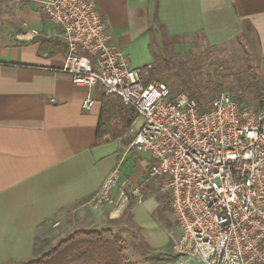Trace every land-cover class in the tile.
<instances>
[{"label":"crops","instance_id":"1","mask_svg":"<svg viewBox=\"0 0 264 264\" xmlns=\"http://www.w3.org/2000/svg\"><path fill=\"white\" fill-rule=\"evenodd\" d=\"M93 1L110 43L121 51L137 34L148 45L154 32L218 45L250 32L257 46L252 61L264 77V0ZM55 32L38 0H0V264L32 260L74 231L102 228L117 230L127 259L133 251L118 231L124 227L141 235L145 255L178 264L176 221L168 238L150 234L159 226L152 211L161 202L169 207L161 189L165 179L147 181L140 201L116 203L124 179L138 182L147 175L146 154L131 146L130 127L137 126L94 144L102 94L92 89L93 106L81 107L88 89L58 70L64 50L40 51L42 40L60 42ZM115 168L120 179L111 201L92 209L88 199Z\"/></svg>","mask_w":264,"mask_h":264},{"label":"built area","instance_id":"2","mask_svg":"<svg viewBox=\"0 0 264 264\" xmlns=\"http://www.w3.org/2000/svg\"><path fill=\"white\" fill-rule=\"evenodd\" d=\"M38 1L65 47L58 70L88 89L81 107L93 106L99 88L134 109L131 125L140 119L131 146L146 154L147 175L124 179L117 205L140 201L147 181L165 179L181 230L172 247L178 264H264V96L251 106L225 89L200 100L172 94L162 81L146 82L151 63L132 66L110 43L93 0ZM119 175L113 169L90 196L92 209L111 201Z\"/></svg>","mask_w":264,"mask_h":264},{"label":"rangeland","instance_id":"3","mask_svg":"<svg viewBox=\"0 0 264 264\" xmlns=\"http://www.w3.org/2000/svg\"><path fill=\"white\" fill-rule=\"evenodd\" d=\"M256 50V41L250 32L241 33L232 42L218 45L200 39L193 41L185 38L177 41L164 33L154 32L149 45L143 40V34L142 36L137 34L133 42L122 51L134 66L138 65L136 67H140L148 60L152 61L157 79L166 84L171 92L180 90L183 84L190 85L194 79L199 84L198 88L202 89L203 98L225 89L236 100L256 106L258 96L264 94V77L259 72L261 71L259 64L252 61ZM139 121L140 119L136 126ZM168 193V190L164 191V197L167 199ZM161 204L152 211L159 226L151 228L150 234L166 239L168 238L166 233L172 235L176 231L174 224L176 219L169 207L162 202ZM118 231L123 232L120 234L124 235V243L132 248L133 254L130 251L126 253L128 261L135 264H170L163 256L145 255L146 245L141 243V235L135 229L124 227ZM113 233L119 236L116 229H113ZM181 260L184 259L181 257ZM192 263L201 264L197 258Z\"/></svg>","mask_w":264,"mask_h":264},{"label":"trees","instance_id":"4","mask_svg":"<svg viewBox=\"0 0 264 264\" xmlns=\"http://www.w3.org/2000/svg\"><path fill=\"white\" fill-rule=\"evenodd\" d=\"M174 39L173 37H169ZM62 43L54 40H42L40 51L50 54L62 52ZM147 81L157 80L156 68L151 64ZM198 82L183 84L182 88L172 94L184 91L191 98H203L202 89ZM171 91V90H170ZM264 94L256 104L260 105ZM235 99V98H234ZM236 100V99H235ZM239 101V100H237ZM240 102V101H239ZM135 115L134 109L122 102L114 95H101L100 116L97 122L94 144H101L105 140H114L121 137L129 128ZM17 264H135L125 258L123 248L117 236L108 228L95 230H77L57 242L41 256Z\"/></svg>","mask_w":264,"mask_h":264}]
</instances>
